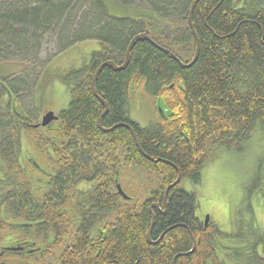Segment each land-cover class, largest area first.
Masks as SVG:
<instances>
[{
  "label": "trees",
  "instance_id": "16d2710c",
  "mask_svg": "<svg viewBox=\"0 0 264 264\" xmlns=\"http://www.w3.org/2000/svg\"><path fill=\"white\" fill-rule=\"evenodd\" d=\"M83 1L0 0V67L35 59L48 34L59 43L58 53L91 40L102 47L85 66L60 78L70 101L54 114V127L31 121L17 97V80L8 83L13 74H2L1 68L0 161L13 164L25 149L38 157V164L51 165L62 184V147H67L72 153L67 177L107 179V189L116 180L127 197L131 194V201L121 200L116 189L114 211L103 212L112 200L102 186L97 189L93 204L98 205L99 220L87 218L78 227L73 250L54 251L52 264H264V232L252 220L231 233L221 232L213 222L204 229L194 216L197 195L184 188L185 182L200 184L202 169L218 150L241 153L253 132L264 127V0H198L191 20L199 52L188 68L148 42H138L123 71L102 69L95 91L108 107L103 128L130 124L128 104L136 97L152 105L161 99L168 111L166 118L157 113L162 119L144 129L131 123L148 159L127 129L116 128L108 136L100 130L104 107L92 92L93 75L106 61L121 65L132 38L145 30L181 63L191 62L195 44L187 18L196 0H133L139 1L136 6L129 0H110L130 13L122 16L113 14L106 0ZM110 145L116 166L91 170L100 163L94 162L98 149ZM176 169L179 182L164 199L178 177ZM259 179H253V187ZM152 202L165 212L154 211V219L148 210ZM94 225L106 234L93 249L88 230Z\"/></svg>",
  "mask_w": 264,
  "mask_h": 264
},
{
  "label": "rangeland",
  "instance_id": "374dc122",
  "mask_svg": "<svg viewBox=\"0 0 264 264\" xmlns=\"http://www.w3.org/2000/svg\"><path fill=\"white\" fill-rule=\"evenodd\" d=\"M81 1L84 5L85 1ZM129 1L133 6L139 3ZM106 6L113 14H130L124 12V6H118L110 0H106ZM50 36L48 34L42 42L35 59L29 57L28 61L16 60L0 67L2 74H13L7 78L8 83L17 80L14 84L17 97L33 123L40 122L41 114L47 111L58 114L67 108L70 101L68 86L60 78L72 69L85 66L90 55L101 49L97 41L91 40L75 43L72 48L58 53L56 42ZM154 108L146 100L135 102L130 107V118L141 127H146L155 120ZM37 109L40 111L37 112ZM216 155L202 169L199 185L184 183L186 190L197 195L195 216L203 221L208 217L223 233L236 231L237 226L246 228L249 220L264 232V127L253 132L243 152L218 150ZM257 175L260 177L259 182L257 187H253V179ZM249 189L252 196L247 199Z\"/></svg>",
  "mask_w": 264,
  "mask_h": 264
},
{
  "label": "flooded vegetation",
  "instance_id": "af4514ba",
  "mask_svg": "<svg viewBox=\"0 0 264 264\" xmlns=\"http://www.w3.org/2000/svg\"><path fill=\"white\" fill-rule=\"evenodd\" d=\"M140 100L143 101L142 98L136 97L133 102L128 104L129 115L131 105ZM154 111V121L162 119L156 113L155 108ZM130 121L136 124L139 129L147 127H141L132 120ZM55 122H51L50 127H54ZM131 123H127V125L132 128ZM113 127L103 128L101 123L100 130L105 136H108L110 132H103V130L107 131ZM105 142H108V139H105ZM62 149L65 150L63 164H60L62 184H58L57 177L51 173V165L48 164L44 167L38 164V157L25 149L21 150L17 162L13 164H5L0 161V264H52L54 251L62 252V254L72 251L78 227L85 224L87 218L99 220L100 212L96 209L98 205L93 202L96 197L94 194L101 186L104 189V195L108 192L112 200L110 209L103 210V212L114 211L113 204L116 189L119 186L118 182L114 180L112 189L111 187L107 189V186L111 184L107 179L89 180L83 178L80 181L77 179L74 181L73 178L67 177L70 165L68 159L72 157V153L68 152L67 147H62ZM138 150L143 154L140 147ZM114 152L112 145L98 149L99 156H94V162L97 163L100 160V163L90 169L99 171V168H102L105 171L107 167H115L116 161L112 156ZM143 156L145 157L144 154ZM11 170L16 172H11ZM65 174L66 176H64ZM69 181L73 183V187L68 186L70 185ZM56 183L58 188L55 187ZM125 197L124 199L119 195L121 200L131 201L127 196ZM148 210L153 216H155L154 211L162 213L157 202H152ZM195 218L198 224H203L204 229L208 223L212 222L208 220L205 225L203 220L196 216ZM88 232L90 247L98 248L106 233L96 230L95 225L91 226Z\"/></svg>",
  "mask_w": 264,
  "mask_h": 264
},
{
  "label": "water",
  "instance_id": "95a60500",
  "mask_svg": "<svg viewBox=\"0 0 264 264\" xmlns=\"http://www.w3.org/2000/svg\"><path fill=\"white\" fill-rule=\"evenodd\" d=\"M197 1L198 0H196L194 2V4L192 5V7L190 9V12H189V16H188V24H189V28H190V31L192 33V36H193V39H194V44H195L194 56H193V59H192L191 62H189L188 64L181 63L172 53H170L167 50H164L163 48H161L160 46H158L157 44H155L150 39L148 30H145L144 32H142L140 34H137L136 36H134L132 38V40L130 41V43H129L127 49H126L125 57H124V60H123V62H122L121 65L116 66L113 62L110 61L108 63L107 62L102 63L96 69V71H95V73L93 75L92 82H91V88H92V91H93L94 96L97 98V100L104 107V111L102 112V114L100 115L99 120H98L99 121V128H101L102 118L106 115V113L108 111V108H107L106 102L101 97H99V96L96 95L95 84H96L97 78H98L100 72L102 71V69H104L105 67L110 68V69H112L115 72L123 71L127 67V65L129 64L130 52H131L132 48L134 47V45L136 43H138V42H148L150 45H152L153 47H155L157 50H159V51L163 52L164 54L170 56V58H172L174 61H176L181 68H188V67H190V66H192L194 64V62L196 61V59L198 57L199 41H198V38H197V36L195 34V31H194V27H193L192 20H191V15H192V12H193L195 3ZM155 102H156V107H155L156 113H158L160 116L166 118L169 114H168V111L166 109H164L161 99H157ZM55 121H57V117L54 115V113L51 112V111H47L43 115V117L41 118V122L39 123V126L42 127V128H45L51 122H55ZM34 127H37V126H34ZM120 127L127 129L131 133V135L133 136V139H134V141L136 143V146L139 148V146H138V139L136 137V134L134 133V131L132 130V128L129 125H127V124H119V125H116L113 128H111V129H109V130H107L105 132H110V131H113L114 129L120 128ZM177 173H178V177H177L176 181L172 185H170V186H168L166 188L165 195H164V199H165L166 193L169 191V189L171 187H173L174 185H176L179 182L180 174H179L178 170H177ZM117 192L124 199L126 198L125 195L122 193V190L120 189L119 186H117ZM152 218H154L153 215H152ZM207 221H208V217H206L205 220H204V224L205 225L207 224ZM151 229H152V224L150 226V230L148 231V233L146 235V239H147L148 242H150V231H151ZM194 248H195V245H193L192 251L190 253H192L194 251Z\"/></svg>",
  "mask_w": 264,
  "mask_h": 264
},
{
  "label": "bare ground",
  "instance_id": "6f19581e",
  "mask_svg": "<svg viewBox=\"0 0 264 264\" xmlns=\"http://www.w3.org/2000/svg\"><path fill=\"white\" fill-rule=\"evenodd\" d=\"M190 9H191V7H190ZM117 18V17H116ZM175 22V21H174ZM187 24H188V18H187ZM188 27H189V24H188ZM150 37V36H149ZM155 38V37H154ZM151 39V38H150ZM153 39V38H152ZM151 39V40H152ZM153 41V40H152ZM86 42V41H85ZM95 42V41H94ZM98 42V41H97ZM69 48H72V47H69ZM102 48V47H101ZM165 50V49H164ZM174 54V53H173ZM176 56V55H175ZM88 60V59H87ZM107 62V61H106ZM108 62H110V61H108ZM107 62V63H108ZM122 64V63H121ZM84 84V83H83ZM92 89V88H91ZM93 92V91H92ZM41 121V120H40ZM103 132H105V131H103ZM82 151V150H81ZM95 154V153H94ZM89 156V155H88ZM89 158V157H88ZM204 159V158H203ZM71 160V159H70ZM206 163V162H205ZM72 167V166H71ZM76 168V167H75ZM105 169V168H104ZM86 173V172H85ZM78 177V176H77ZM95 178H97L96 176H95ZM104 178V177H103ZM101 179V178H100ZM120 185V184H119ZM59 191V190H58ZM126 190H124L122 193L125 195L126 194V192H125ZM158 191V190H157ZM186 192V191H185ZM128 195V194H127ZM126 196V195H125ZM130 195H128V197H129ZM131 197V196H130ZM167 200V199H166ZM152 219H154V218H152ZM92 222V221H91ZM94 222V221H93ZM100 222V221H99ZM101 222H102V220H101ZM191 222H192V220H191ZM95 224V223H94ZM103 225V224H102ZM106 225H107V223H106ZM105 226V225H104ZM94 227V226H93ZM91 228V227H90ZM206 229V228H205ZM94 239V238H93ZM195 240V239H194ZM93 242V241H92ZM24 264V263H23Z\"/></svg>",
  "mask_w": 264,
  "mask_h": 264
}]
</instances>
